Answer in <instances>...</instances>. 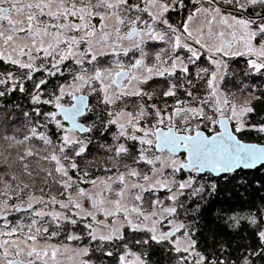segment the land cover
Segmentation results:
<instances>
[{
	"label": "snow or ice",
	"instance_id": "6c2138e0",
	"mask_svg": "<svg viewBox=\"0 0 264 264\" xmlns=\"http://www.w3.org/2000/svg\"><path fill=\"white\" fill-rule=\"evenodd\" d=\"M233 57L264 76V0H0V65L19 70L0 71V97L32 105L22 126L15 112L0 123L16 149L0 152V264H148L133 246L152 244L175 264H228L211 231L201 247L189 202L210 205L264 173V144L241 136H264V118L249 123L255 108L227 92ZM96 131L105 138L93 144ZM30 157L57 195L30 191ZM241 220L258 244L240 264H255L264 210L225 223Z\"/></svg>",
	"mask_w": 264,
	"mask_h": 264
},
{
	"label": "trees",
	"instance_id": "16d2710c",
	"mask_svg": "<svg viewBox=\"0 0 264 264\" xmlns=\"http://www.w3.org/2000/svg\"><path fill=\"white\" fill-rule=\"evenodd\" d=\"M172 15L175 17L176 14L173 13ZM228 64L227 79L235 81L236 86L229 84L227 92L237 104L250 103L255 108L256 112L250 114L249 123L261 122V119L264 118V76L247 74L246 63L242 58L241 61L234 60L233 63L228 62ZM4 69H6V66L0 65V71ZM14 70L19 74L17 69ZM59 80L61 82V77ZM150 83L155 84L160 83V81H151ZM31 108L30 97L18 91L0 97V123L5 121L6 114L15 112L19 117L16 121L17 126H22L24 122L22 112ZM8 119L10 120L11 117L8 116ZM10 131L12 130L10 129ZM55 131L53 128L52 133L55 134ZM17 135L22 136L23 132L17 133ZM241 136L245 142L264 144V136L255 131L242 133ZM34 143L37 147H43L38 141ZM0 152L5 155L10 154V160L16 156V149H9L4 141H0ZM29 160L32 163L33 176L31 178L25 176L23 179L32 185L30 191L40 196L42 194L41 189H43L46 198L50 195H57L58 186L51 179L46 184L44 180L46 174L40 171V167L44 162L39 161L36 157H30ZM3 170V168H0V171ZM12 171L18 170L13 168ZM251 179L253 182L246 191L226 192L222 190L219 195L214 194L211 197L210 205L200 202V206L197 207V201L189 202L190 218L197 222L198 227L196 230L201 247L206 246L211 231L216 235L219 243H226L228 264H240V257L246 251H251L249 246L255 247L258 244V240L254 235L255 229L246 220H241L239 228L235 230L229 228L225 223L228 216H247L249 213L256 214L258 211L264 210V173H254ZM20 215L23 216L24 213H20ZM133 250L142 254L148 264H175L172 254L160 245L153 248L133 246ZM255 264H264V260L255 259Z\"/></svg>",
	"mask_w": 264,
	"mask_h": 264
},
{
	"label": "flooded vegetation",
	"instance_id": "af4514ba",
	"mask_svg": "<svg viewBox=\"0 0 264 264\" xmlns=\"http://www.w3.org/2000/svg\"><path fill=\"white\" fill-rule=\"evenodd\" d=\"M225 7H227V6H225ZM125 59H126V58H125ZM203 62H204L205 64L207 63V61H203ZM228 62H229V61H228ZM37 75L39 76L40 74L38 73ZM69 80H70V78H69ZM61 82H67V81H65V78H64V77H63V79H62V77H61ZM160 82H161V81H160ZM90 102H91L93 105H95L97 101H96L95 97H93L92 99L90 98ZM157 103L159 104L160 107H164L163 103H161L159 100H157ZM113 131H114V129H113ZM93 135H95V137H96V140L93 141V144H96V143H98V142H101V141H103V139L105 138L104 135H102L99 131H96L95 134H93ZM107 138H108L109 140L111 139L110 134H108ZM92 150H93V149L90 148V151H92ZM89 159L92 160L93 157L90 156ZM105 163H107V161L105 160L104 157H102V156H97V157H95V159L93 160V167H92L91 171H93L94 173H96L97 175H100V176L105 175V173H104V171H103V165H104ZM96 165H100V167L97 168ZM84 203H85V207H87V206H88L87 201H85ZM21 213H23V212H21ZM18 216H21L20 213L15 214V215L13 216V219L17 218ZM150 247H152V248H153V247H158V245H156V244H152Z\"/></svg>",
	"mask_w": 264,
	"mask_h": 264
},
{
	"label": "rangeland",
	"instance_id": "374dc122",
	"mask_svg": "<svg viewBox=\"0 0 264 264\" xmlns=\"http://www.w3.org/2000/svg\"><path fill=\"white\" fill-rule=\"evenodd\" d=\"M241 58L242 59H244L245 60V63H246V58H244V57H233V58H231L230 60H229V63H233V61L234 60H236V61H241ZM240 65V64H239ZM3 66H6V69H9V70H13V71H15L11 66H9V65H3ZM18 73H19V70H18ZM185 175H187L186 173H185Z\"/></svg>",
	"mask_w": 264,
	"mask_h": 264
}]
</instances>
